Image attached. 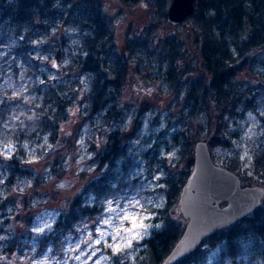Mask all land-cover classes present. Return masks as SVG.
Listing matches in <instances>:
<instances>
[{"label":"trees","instance_id":"trees-1","mask_svg":"<svg viewBox=\"0 0 264 264\" xmlns=\"http://www.w3.org/2000/svg\"><path fill=\"white\" fill-rule=\"evenodd\" d=\"M120 2L128 6L143 4L151 7L155 15V23L151 21L139 35L133 32L131 26L127 27L123 35L125 46L120 52L101 0H0V19L14 25V33L24 41L17 46L18 57L23 61L27 59V41L30 47L32 40L48 33L58 17H62L63 11L71 19L67 21L81 32L78 52L69 53V60L62 67L67 73L66 77L73 72L72 84L37 81L39 64L36 57L29 55V71L25 69L23 73L26 76L29 72L33 81L29 84V90L35 96L29 99V107L34 108L29 111L32 113L29 118V142L43 133L51 135L49 140L55 141L59 124L69 119V108L74 101L79 104L74 84L80 76L90 79L81 118L91 119L96 111L107 107L109 103L115 107L114 91L118 93L128 80L130 64L135 63L136 68L141 69V65L133 63V53L138 60L139 56L151 57L147 59L148 63L152 61L169 83L166 92L177 95L184 90L183 99L187 97L185 101L189 106L187 113H179L182 114L181 120L187 116L190 122H183L187 126L175 139L180 158L172 170H167L164 177L158 180L160 183L155 188L164 197L163 205L159 204L153 209L162 227L135 243L144 246L143 255L137 264H162L183 229V223L180 218H176L174 208L181 186L191 169L194 140L191 138V126L198 114L205 116L208 133L201 139L206 142L213 160L214 147H227L224 118H240L251 110L258 114V108H261L259 119L262 138L252 155V169H246L237 156L225 159L220 166L245 180L247 185L264 187V80L260 79L259 83L251 87L239 79L244 71L257 72L264 68V0H194L189 31L183 39L181 36H162L159 32L160 24L166 22L169 0ZM49 40L53 57L59 61L67 59L62 56L65 40ZM35 43L33 47L38 45V42ZM192 44L194 48L191 50L194 51L191 52L188 48ZM109 88L115 90L110 91ZM253 90H256L255 93H252ZM0 107V119L7 124L9 110L3 109L4 105ZM106 114L110 118L109 113ZM18 131L23 136L26 134V130ZM14 135L16 137V131ZM127 142V138L119 132L108 136L103 151L96 156L97 174L84 184L82 191L85 194L106 196L115 189L112 186L122 184L125 175L122 172L126 173L125 162L122 172L112 167L118 157L122 159ZM63 145L68 147L69 142L64 141ZM52 151L48 153L50 156ZM17 155L18 151L10 157L0 155V211L9 210L8 213H0V217L6 216L0 219V236L4 237L0 240V259L3 256L17 259L19 255L23 257V252L28 249L31 252V226L36 212L51 209L49 205L54 204L49 194H44L41 199L37 196L42 181L34 175L35 172L23 167ZM55 167L53 164L51 172L56 170ZM22 178L26 183H20ZM100 212L99 205L87 207L82 197H74L65 207L57 209V217L49 232L36 239L38 247L32 257L40 255L47 245L54 251H60L64 237L76 232L82 221L96 222ZM244 239L257 240L260 245L258 256L264 259V201L232 226L205 238L196 250L175 264H193L207 251L218 247L221 248L222 258L229 259L227 264H235L236 258L242 253Z\"/></svg>","mask_w":264,"mask_h":264},{"label":"rangeland","instance_id":"rangeland-1","mask_svg":"<svg viewBox=\"0 0 264 264\" xmlns=\"http://www.w3.org/2000/svg\"><path fill=\"white\" fill-rule=\"evenodd\" d=\"M101 3L104 13L111 21L119 52L125 46L123 35L127 27L131 26L133 32L139 35L145 31V27L151 21L154 20L153 23H155L153 9L145 7L143 4L128 6L121 3L120 0H101ZM67 20L71 19L66 11H63L62 17H58L55 25L51 27L48 33L38 36L31 42L32 45L38 42V45L29 47V55L36 57L39 64L37 66V81H56L57 85L65 82L74 83L72 81L73 72L66 77L67 73L62 67L69 60V53L78 52L81 32L78 27L73 26ZM190 23L191 19L189 18ZM15 29V26L11 25L8 20L1 21L0 19V104L2 102L4 105L2 108L9 110L5 126L8 131L17 130L20 114L26 112L29 99L35 97L30 90L29 95L27 94L28 83L33 81L30 76L28 78L23 74L25 69L29 70V60L23 61L18 57L17 46L24 41H21L22 38H18L14 33ZM188 31V27L170 26L166 22L160 24L159 29L162 36H181L182 39ZM49 38L57 41L65 40L62 56L67 59L59 61L53 57L50 51L52 43ZM156 39L155 36V41ZM192 48H194L193 44L188 49L192 52L194 51V49L191 50ZM133 55V63L137 62L141 65V69H137L135 63L130 64L127 71L129 78L120 87L118 93H115V88H109L110 91H114L115 107H104L96 111L92 118L90 117L91 119L81 118L85 109L84 95L88 92L90 79L80 76L74 84V89L77 91L76 95L80 100L79 104L74 101L69 108V119L59 124L54 142L49 140L51 135L46 133L39 135L29 143L27 141L18 142L16 146L15 143L9 141L10 138H6L9 136L8 134L3 135V138L0 139V155L10 157L12 153L18 150L17 156L22 160L23 167L35 172L34 175L39 176L38 180L42 181L39 183L40 188L37 196L41 199L44 194H49L52 197V202H54V204L49 205L52 206L51 209H40L36 212L35 220L31 226V252L28 249L23 252V257L19 255L17 259L13 258L14 256L11 259L3 256L0 259L1 264H84L85 260H88V264H96V261H99V264H137L143 255L144 246L135 245V243L141 242L142 239L133 240L131 247H125L122 243L121 250L116 253L104 242L106 240L108 244L113 243L108 233H114L115 227L120 223L117 213L107 211L108 201L113 202L112 206L118 208L120 215H122L120 210L127 209L130 213L140 212L141 216L153 217V219L144 221L145 224L152 225L148 229V235L144 237H148L153 231L161 229L162 224L156 218L153 209L159 204L163 205L164 197L155 188L160 183L158 180L164 177L167 170H172L180 158L175 139L179 134L181 135L182 130L187 126L183 122H190L187 116L183 120L180 118L181 113H187L189 103L185 101L187 97L183 99L184 90L177 95L166 92L169 83L164 80L152 61L148 63L151 57L148 59L139 56L138 60L134 53ZM191 55L194 57L193 53ZM134 58H136L135 61ZM52 59L57 61L59 68L54 69L50 66ZM15 68L17 69L16 72H14ZM262 78L264 80V68L258 69L257 72L244 71L239 79L252 87L259 83ZM255 91L253 90L252 93ZM11 95H17L18 100L8 101L6 98ZM4 100L6 102H3ZM31 108L33 107H29V111ZM106 112L109 113L110 118ZM260 112L261 108L259 107L258 114L251 110L243 113L240 118H224L223 122L226 124L224 137L227 141V147L216 146L213 148L214 159L212 161L216 165L220 166L225 159L237 156L239 162L246 169H252V155L262 138ZM31 116L32 113L29 112V118ZM192 123L193 159L194 143L199 140L204 141L201 138L208 132L204 115L198 114ZM116 129L128 141L122 154L124 158L118 157L112 167V169L122 172L125 162L126 173L122 172L125 174L123 181L121 180L122 184L118 185L117 183L116 186H112L115 189L109 191L106 196L87 195L82 190H84V184L97 174L95 169L96 156L100 153L101 146L108 141V136L114 133ZM186 135L188 136L187 133ZM11 137H13L11 139H16L13 132H11ZM64 141L69 142L68 147L63 145ZM20 146L21 148H19ZM52 149L51 158L48 153ZM53 164L56 166V170L51 172ZM20 183L24 184L26 180L22 178ZM240 183L242 186L247 185L242 178ZM77 196L82 197V202L87 207L99 205L101 212L96 222L82 221L76 232L62 239L60 251H54L51 246L47 245L40 252L41 254L39 253L40 255L32 257L38 247L36 239L50 230V228H45V231L41 233L37 232L36 229L45 225L52 227L58 214L57 209L65 207L71 199ZM136 200L140 201L143 208L135 206ZM174 210L176 218H180L184 226L185 220L178 210V203H176ZM5 211L9 212L7 209L1 210L0 213ZM5 217L2 215L0 219H5ZM107 217H115L113 225H103V220ZM157 225L159 226L157 227ZM124 227H131V224L124 221ZM97 229L104 231L106 235L99 245L93 246L92 241L100 239ZM89 234L92 236V241H89L88 244L82 243V241L88 240ZM27 242L29 244V237ZM77 244H79L80 250H72ZM258 244L257 240L244 239L242 241V253L236 258L235 264H264V259L258 256L257 249L260 247ZM90 246L91 250L95 251V256H91ZM220 249L218 247L212 251H207L193 264H227L229 259L222 258ZM85 251H89L90 259L89 256L81 255ZM77 255H81V260L70 259V257Z\"/></svg>","mask_w":264,"mask_h":264},{"label":"water","instance_id":"water-1","mask_svg":"<svg viewBox=\"0 0 264 264\" xmlns=\"http://www.w3.org/2000/svg\"><path fill=\"white\" fill-rule=\"evenodd\" d=\"M169 1L166 22L188 27L194 0ZM50 66L59 68L55 59L50 61ZM17 98L11 95L7 100ZM261 201H264V187L242 186L235 173L212 161L205 141H196L191 169L177 197L178 210L185 224L162 264H175L196 250L205 238L250 214Z\"/></svg>","mask_w":264,"mask_h":264},{"label":"snow or ice","instance_id":"snow-or-ice-1","mask_svg":"<svg viewBox=\"0 0 264 264\" xmlns=\"http://www.w3.org/2000/svg\"><path fill=\"white\" fill-rule=\"evenodd\" d=\"M162 187V185H159ZM113 202L108 201L107 211L109 213H117L120 219L119 225L115 227L114 233H108L111 236L113 243L108 244L106 240H104L106 233L97 229V234L99 235L100 239H96L92 241V236L89 234L88 240L82 241L84 244H88L89 241H92L93 246L99 245L102 240H104L107 247L113 249V252H119L121 250V244L123 243L125 247H131L133 240L143 239L144 236L148 235V229L152 227L151 224H145V220L153 219V217L149 215L141 216L140 212L130 213L127 209H122V215L118 212V208L112 206ZM135 206L139 208H143V205L140 204L139 200L135 201ZM115 217H107L103 220L104 226H111L113 225ZM124 221H128L131 224V227H124ZM159 225H157L158 227ZM45 228H50V225H45L44 227H38L36 229L37 232H44ZM4 239V237L0 236V240ZM74 251H79L80 246L79 244L76 245ZM89 251L91 252V256H95V251L91 250V246ZM89 251H85L81 253L82 256H89ZM81 255H77L75 257H70V259H75L77 261L81 260ZM91 257L89 256V259ZM84 264H88V260L84 261ZM96 264H99V261H96Z\"/></svg>","mask_w":264,"mask_h":264},{"label":"flooded vegetation","instance_id":"flooded-vegetation-1","mask_svg":"<svg viewBox=\"0 0 264 264\" xmlns=\"http://www.w3.org/2000/svg\"><path fill=\"white\" fill-rule=\"evenodd\" d=\"M27 59L29 60V40L27 41ZM29 68V67H28ZM29 71V70H28ZM26 76H28V78H29V72H28V74L26 75ZM27 94L29 95V83H28V90H27ZM7 97H9V96H7ZM7 99V98H6ZM17 100H18V98H17ZM17 100H15V101H17ZM14 102V101H13ZM0 105H3V103L1 102V104ZM110 105V106H109ZM109 105H107L108 107H111V105H112V103L111 104H109ZM28 108H26V112L24 113V114H20V122L19 123H17V130H16V139L14 138V139H11V138H13V137H11V132H15V131H8V129H5V126H6V122H4L2 119H0V139H2L3 138V135H5V134H8L9 136H6V138H9L10 137V139H9V141L11 142H13V143H15V146L16 145H18L17 143L18 142H23V141H27V143H29V106H27ZM0 109H1V107H0ZM15 114V113H14ZM0 116H1V114H0ZM18 129H21L23 132L26 130V134L23 136V135H21L20 134V132L18 131ZM112 131V130H111ZM115 132H117L118 133V130L116 129L115 130ZM15 136V135H14ZM18 137V138H17ZM105 145V144H104ZM104 145H102L101 146V151L100 152H102L103 151V148H104Z\"/></svg>","mask_w":264,"mask_h":264},{"label":"bare ground","instance_id":"bare-ground-1","mask_svg":"<svg viewBox=\"0 0 264 264\" xmlns=\"http://www.w3.org/2000/svg\"><path fill=\"white\" fill-rule=\"evenodd\" d=\"M165 20H166V18H165ZM167 23V22H166ZM168 24V23H167ZM169 25V24H168ZM170 26H179V25H170ZM179 27H181V26H179ZM182 28V27H181Z\"/></svg>","mask_w":264,"mask_h":264}]
</instances>
